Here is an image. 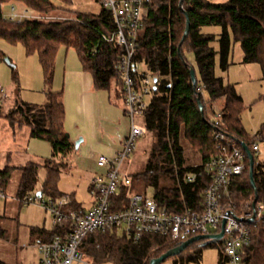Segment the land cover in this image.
<instances>
[{"label": "trees", "instance_id": "trees-1", "mask_svg": "<svg viewBox=\"0 0 264 264\" xmlns=\"http://www.w3.org/2000/svg\"><path fill=\"white\" fill-rule=\"evenodd\" d=\"M61 1L72 4L71 0ZM12 3L21 4L41 19L17 21L5 17L3 7ZM147 8L138 33L139 49L135 59L144 67V72L151 73L157 80L156 90L140 116L145 129L141 139L149 136L151 145L144 170L133 179L127 177L131 184L120 188L118 198L126 201L133 183L139 182L145 189L154 190L152 198L161 208L178 214L202 211L205 190L212 183L206 165L218 153L213 136L214 124L219 122L227 136L243 142L252 152L257 203H264V160L253 151L254 144L264 142V124L250 136L242 125V97L234 86L225 85L223 79L216 76L217 58H220L221 70L227 71L231 66L232 42H239L243 50L242 63L260 65L264 83V0H150ZM60 10L68 11L53 0H0V39L22 45L28 56L38 55L46 88L52 86L57 54L64 47L78 54L83 69L92 74L96 89H114L124 98L123 82L118 74L122 50L116 40H112L116 31L112 13L102 3L97 15L69 9L75 18L46 20ZM185 13L190 21V33L182 43L187 22ZM207 27H220L222 32L220 35L207 33ZM215 42L219 43V50L215 49ZM5 57L0 52V63ZM191 68L196 73L197 91L191 81ZM113 82H116L114 87ZM44 92V104L17 100L7 113L0 114V118H5L12 126L29 127L32 138L46 140L51 146L50 159L30 162L22 168L17 190L22 201L29 198L39 201L48 196L58 202L66 197L59 190V183L76 150L65 130L62 93L52 89ZM220 102L224 105L216 111L215 105ZM187 144L195 154L193 157L199 156L196 163L186 154ZM246 164V171L231 188L232 199L239 208L244 203H253L256 197L247 155ZM15 169L8 166L0 170V193L8 186ZM42 171L45 178L39 190ZM191 177L193 181H189ZM38 192L43 195L41 199L37 197ZM69 197L71 203L67 209L84 210L74 194ZM63 228L66 229L59 225L36 230L40 242H49L63 236ZM251 232V243L243 251V264H264V219L252 224ZM175 246L160 236H144L140 242H133L123 234L108 231L88 236L82 251L92 264H150L152 259ZM197 251L187 260L198 261L200 250ZM222 259L227 261L223 254ZM0 264L7 263L0 260Z\"/></svg>", "mask_w": 264, "mask_h": 264}, {"label": "built area", "instance_id": "built-area-1", "mask_svg": "<svg viewBox=\"0 0 264 264\" xmlns=\"http://www.w3.org/2000/svg\"><path fill=\"white\" fill-rule=\"evenodd\" d=\"M149 1L102 0L104 8L114 17L116 31L112 40H116L122 50L118 74L123 82L131 132L123 149L114 157H98L97 165L105 173L92 182L94 202L91 208L67 209L71 203L69 197L42 204L52 216V226L62 225L66 229L63 228L61 237L38 242V264H92L84 255L82 245L88 236L98 232L116 231L133 242L155 235L178 245L197 236L220 234L224 221L222 254L230 264H243V251L252 239L249 219L254 211L257 214L255 222L264 219L263 203H257L254 209L249 202L239 208L232 199L231 188L247 169L246 153L242 147L244 143L227 136L219 122L214 124L213 136L218 153L206 165L212 183L205 190L202 211L173 213L161 208L154 198L141 193L129 194L126 201L118 198L120 188L131 184L129 178L122 174V166L145 134V129L137 126L135 119L142 115L147 107L146 99L155 87L153 75L140 71V64L135 59L139 49L138 33L147 15ZM12 11L16 12L15 7ZM18 17L14 13L11 19ZM260 143L253 145L256 154L260 152ZM193 180L192 177L189 179ZM3 196L0 193V197ZM32 201L37 200L29 198L26 203Z\"/></svg>", "mask_w": 264, "mask_h": 264}, {"label": "rangeland", "instance_id": "rangeland-1", "mask_svg": "<svg viewBox=\"0 0 264 264\" xmlns=\"http://www.w3.org/2000/svg\"><path fill=\"white\" fill-rule=\"evenodd\" d=\"M72 4L67 5L61 0H53L60 8L67 9V12L60 10L48 17L46 20L75 18L69 9L77 12L97 15L102 10L101 0H71ZM212 2H223L225 0H211ZM15 7L16 12L12 11ZM4 16L11 18L14 13L20 17L15 20L39 18L31 11L19 3L6 4L3 7ZM26 15V16H25ZM44 19V17H42ZM205 32L220 35L222 28L207 27ZM214 47L219 50V43L215 42ZM61 52H66V48L61 47ZM70 52H75L69 49ZM0 52L6 59L0 63V114H5L12 108L17 100L36 105H42L46 102L45 90L52 89L44 84V76L38 55L28 56L22 45H12L5 40L0 39ZM7 60V61H6ZM243 62V50L239 42H232V54L230 56L231 66L227 71L220 68V58H217L216 76L223 79L225 85L235 87L238 94L244 102V111L242 113V125L246 132L253 136L264 124V83L262 81V72L260 65L253 63L245 65ZM139 70L144 72V67L139 66ZM55 80L58 77L55 76ZM116 82H113V87ZM54 87V86H53ZM152 95L148 96L146 101L150 100ZM224 103L215 105V110L219 111ZM211 119L214 118L210 115ZM136 125L144 128L143 119L136 117ZM30 128L23 126H12L5 118H0V170L7 166L15 167L13 176L8 187L3 190V197H0V260L7 264H38L39 255L37 244L41 241L36 229L49 230L52 224V216L43 207V203H49L51 198L44 196L41 201L26 203L17 196L18 184L21 177L22 168L29 161H44L50 159L52 150L49 142L42 139L32 138ZM151 145L149 136L140 139L134 149V152L125 160L122 166V174L125 177L133 176L144 170ZM186 154L192 157V162L199 160L198 154L192 152L187 144ZM260 160H264V142L260 143ZM76 163V158H72ZM45 178V172L39 175L37 188L40 190ZM85 178L81 179L77 173L69 170L62 173L59 183V189L64 193H77V199L84 203L86 209L89 208L90 199L87 182ZM135 183V184H134ZM130 189L131 193L146 194L153 197L152 188H144L143 183L134 182ZM145 189V190H144ZM246 203L242 204L245 205ZM241 205V206H242ZM264 214V203L261 204ZM210 232L213 230L210 229ZM197 250L199 260H187L189 255L194 256ZM185 252V253H184ZM180 256L170 257L162 264H230L222 259L221 246L210 245L200 246L196 243L191 248L185 250Z\"/></svg>", "mask_w": 264, "mask_h": 264}, {"label": "crops", "instance_id": "crops-1", "mask_svg": "<svg viewBox=\"0 0 264 264\" xmlns=\"http://www.w3.org/2000/svg\"><path fill=\"white\" fill-rule=\"evenodd\" d=\"M61 51L62 48L57 54L51 87L53 92L62 93L64 125L70 140L74 145L82 140L69 160L68 170L77 173L81 179H86L90 196L88 206L91 208L94 202L92 182L105 173V170L98 167L97 159L101 155L112 158L123 149L131 132V120L125 114L124 98L114 89H96L92 74L83 69L78 54L70 52L69 49L66 52ZM55 76L58 80H55ZM72 158H76V163ZM30 162L42 161L32 160L28 163ZM62 193L66 197L74 194L76 201L87 210L84 203L77 199L76 192Z\"/></svg>", "mask_w": 264, "mask_h": 264}, {"label": "water", "instance_id": "water-1", "mask_svg": "<svg viewBox=\"0 0 264 264\" xmlns=\"http://www.w3.org/2000/svg\"><path fill=\"white\" fill-rule=\"evenodd\" d=\"M185 15H186V18H187V22H186V29H185V32H184V35H183V38H182V43L187 39V37H188V35L190 33V21H189V18H188L186 13H185ZM190 76H191V81H192L193 87L197 91L198 82H197V77H196L195 70L193 68L190 69ZM156 81L157 80L155 79L154 82L156 83ZM153 90L155 91L156 87H154ZM199 106H200L201 112L203 113V106L201 104ZM81 141L82 140L80 139L78 142L75 143L76 149H78L79 144H80ZM242 147H243V150L245 151V153H246V155H247V157L249 159V162H250V180H251V184H252V187L255 190V195H256V197H255V199H254V201L252 203V207L254 209L256 204H257V201H258L256 185H255V181H254V165H255L254 156H253L252 152L250 151V149L245 144H243ZM42 196L43 195H42L41 192L37 193V197L39 199H41ZM256 217H257V214L254 211L252 217L249 219V223L250 224H254L255 220H256ZM224 225H225V221L223 222L222 231H221L220 234L207 235V236H197V237L191 238L188 241H185V242H182V243L176 245L175 247H173L172 249H170L166 253H164L162 256L152 259L150 264H162L165 260H167L170 257L180 256L185 250H187L190 246H192V245H194L196 243H200V246H202V247H207V246H210V245H216V244L221 243V240H222L223 235H224Z\"/></svg>", "mask_w": 264, "mask_h": 264}, {"label": "flooded vegetation", "instance_id": "flooded-vegetation-1", "mask_svg": "<svg viewBox=\"0 0 264 264\" xmlns=\"http://www.w3.org/2000/svg\"><path fill=\"white\" fill-rule=\"evenodd\" d=\"M184 253H185V252H184ZM184 253H182V254H184ZM182 254H181V255H182Z\"/></svg>", "mask_w": 264, "mask_h": 264}]
</instances>
